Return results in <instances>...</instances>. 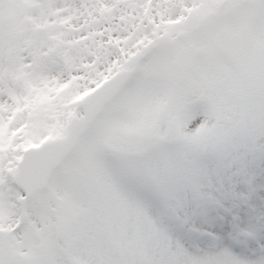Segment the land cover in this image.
Returning a JSON list of instances; mask_svg holds the SVG:
<instances>
[{
    "label": "snow or ice",
    "instance_id": "6c2138e0",
    "mask_svg": "<svg viewBox=\"0 0 264 264\" xmlns=\"http://www.w3.org/2000/svg\"><path fill=\"white\" fill-rule=\"evenodd\" d=\"M0 264H264V0H0Z\"/></svg>",
    "mask_w": 264,
    "mask_h": 264
}]
</instances>
